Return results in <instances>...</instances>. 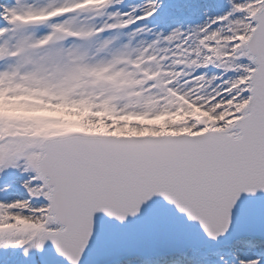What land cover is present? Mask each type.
<instances>
[{
  "label": "snow or ice",
  "instance_id": "snow-or-ice-1",
  "mask_svg": "<svg viewBox=\"0 0 264 264\" xmlns=\"http://www.w3.org/2000/svg\"><path fill=\"white\" fill-rule=\"evenodd\" d=\"M0 264H264V0H0Z\"/></svg>",
  "mask_w": 264,
  "mask_h": 264
}]
</instances>
